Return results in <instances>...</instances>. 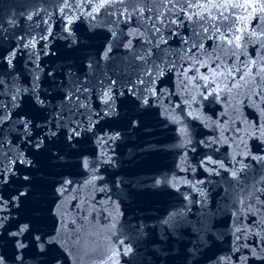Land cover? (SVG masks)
<instances>
[{"label": "water", "instance_id": "95a60500", "mask_svg": "<svg viewBox=\"0 0 264 264\" xmlns=\"http://www.w3.org/2000/svg\"><path fill=\"white\" fill-rule=\"evenodd\" d=\"M103 2L68 0L65 8L64 0H0V25L8 37L0 40V59L6 48L18 45L19 38L23 37L25 43L35 40V47L17 52L14 66L0 62V114L10 117L0 124L4 133L0 136V167L32 178L30 185L10 177L13 182L0 186L5 196L17 189L28 192L21 197L19 207L12 210L13 219L0 229V255L9 258L8 264H14V245L6 233L21 221L30 222L40 235L56 237V243L49 244L44 254L31 247L26 250V264H214L221 256L232 257L231 264H235L239 254L232 251V212L241 207L240 199L245 203L254 201V185L264 188V161L251 158L264 155V142L246 138L247 147L237 148L231 141L223 143L224 136L233 134L231 130L221 135L222 121H228L225 127L230 129L237 125L243 129L245 120L259 118L251 101L241 103L246 87L237 80L241 87L233 90L226 102H216L201 99L198 88L181 90L184 77L178 78L175 71H166L158 79L153 76L149 83L147 71L153 65L163 67L164 61L174 60L179 68L186 51L182 41L193 42L188 23L179 28L167 23L175 18L169 10L175 5L173 11L178 12L180 3L112 0L94 18L87 15L95 4ZM68 16L74 19L73 34L65 39ZM9 18L15 19L14 26L8 25ZM184 19L187 21L186 16ZM153 23L167 39L158 49L148 43L153 39ZM41 36L48 38L40 40ZM203 42L209 51L218 43ZM109 46L111 51L105 57ZM246 51L255 55L253 45H248ZM35 85L45 99L43 107L23 91ZM148 89L162 90L164 95L157 99ZM105 92L112 97L115 113L99 119L97 114L103 116L107 111ZM133 92L149 103L142 105ZM185 95L190 103V98L197 96L191 108L184 103ZM22 118L37 125L51 120L54 130L58 123L61 127L52 142L45 141L44 147L36 150L24 143L18 130ZM77 125L81 135L72 141L73 147L65 136L69 127ZM39 132V128H33V137ZM116 133L119 138L113 140ZM212 138L220 142L212 147L200 143ZM20 155L31 159L35 167L13 164ZM206 156L223 161L228 171L219 169V175L210 176L200 166ZM243 165L248 167L232 178L231 170ZM165 178L169 183L157 184ZM200 180L205 183L197 184ZM65 181L71 183L64 185L68 190L61 195L57 189ZM187 182L204 190L206 205L215 213L204 237L207 243L195 254L190 249L199 239L195 228L199 227L196 222L201 217L200 205L189 203L182 193H190L193 201L200 196ZM173 183L179 191L171 186ZM174 212L183 213V220L172 230L162 221ZM253 218L249 215L246 222ZM254 239L250 237L249 243ZM121 240L133 246L131 255L113 256L122 251Z\"/></svg>", "mask_w": 264, "mask_h": 264}, {"label": "snow or ice", "instance_id": "6c2138e0", "mask_svg": "<svg viewBox=\"0 0 264 264\" xmlns=\"http://www.w3.org/2000/svg\"><path fill=\"white\" fill-rule=\"evenodd\" d=\"M87 2V0H86ZM112 0H104L103 3L95 4L91 11L87 13L89 17L94 18V14L99 11L100 8L110 4ZM180 3L179 11L175 12V5L169 10L170 14L174 16V19L167 21L169 25L176 24L177 28L182 27L185 23H188L192 27V43L189 44V39H184L182 44L184 45L186 51L181 57L183 63H181L179 68H176L175 61H164L163 67L159 65H153V69L147 71L149 76V83H152V77L155 76L157 79L163 77L165 72L175 71L178 78L184 77L180 81L181 90L187 92L189 86L193 88L200 89L198 95L203 100H208L211 98L216 102L227 101L228 97L233 93V90L239 89L240 84L237 80L243 82V86L247 89V94L245 101L241 103H246L251 101L252 106L258 111V119L252 122L245 120L246 127L241 129L238 125L229 128L225 127L228 121L221 122L222 132L224 133L232 131L231 136H224L223 143L228 144L231 141L237 148L241 146L247 147L245 144L246 138H256L264 142V0H178ZM65 8H67L68 0H64ZM79 7V5H77ZM63 12V9L61 10ZM187 17V21L184 17ZM78 18V17H77ZM28 19L31 20L32 16L29 15ZM8 25L14 26L16 21L14 18H9L7 21ZM74 19L68 16L66 24L64 26V31L68 33L65 39L73 34L72 24ZM161 24H164V20H160ZM152 29L153 39L149 40L148 43L154 48H159L160 44H166L167 39L163 37L161 28L157 24L153 23ZM171 35H176L177 32H171ZM7 30L0 25V40L7 39ZM47 36H41L40 40H46ZM218 41L214 44L209 51L206 48L203 41ZM248 45H253L255 48V55H250L247 53L246 49ZM30 47H35V40L30 39L27 43L24 42L23 37L19 38V43L14 48H6L2 54V59L0 62L6 63L9 67L14 66L13 61L16 58L17 52L22 49H27ZM47 47V45H45ZM111 51V46L107 48L104 55L107 56L108 52ZM152 53V48L149 49V55ZM246 57L242 59L241 57ZM138 59L144 60L146 57L138 56ZM91 66V65H89ZM205 69V72H201L200 69ZM191 73V75H189ZM38 79V77H36ZM204 83H201V82ZM225 81H228L225 83ZM2 83V82H0ZM114 83V82H113ZM143 83V81H141ZM38 85H35L31 89H24L23 91L29 93L34 100V103L43 107L45 105V99H42L40 94L36 91ZM86 90V89H85ZM151 95L159 99L164 95L162 90L148 89ZM19 91L12 96V100L16 101ZM105 99L104 103L107 111L104 112L103 116L97 114L99 119H103L106 116L115 113V109L111 106L110 101L112 97L108 92L104 93ZM123 95V93H121ZM136 96V93H132ZM71 99V96L68 97ZM137 100L142 102V105H147L149 103L148 99H144L140 96H136ZM191 102L197 101V96H192ZM184 103L191 108L192 103L189 102V97L185 95ZM177 107H181L177 105ZM233 111H236L235 106ZM191 115V112H189ZM10 117L0 114V124H3L6 119ZM179 122V121H178ZM135 121L132 122L135 126ZM20 128L18 130L22 131V136L24 138V143L30 145L36 150H40L44 147L45 141L52 142L53 138L57 137L58 130L61 125L58 123L56 130L52 127L51 120L47 121L43 125L33 124L30 119H21L18 121ZM39 128L40 132L33 137L32 129ZM46 129V130H45ZM89 131L90 129H84ZM181 132L187 134L186 130L182 127ZM243 133V134H241ZM4 133L0 130V136ZM81 135V130L79 125L76 127H69L65 139L72 145V141ZM119 133H116L112 138L113 140L119 138ZM238 141V143H237ZM189 143L191 141H188ZM220 142L219 138H212L211 140H202L201 144L205 147H212V145ZM3 141L0 140V146H2ZM75 147V145H72ZM195 150V149H193ZM245 156L251 155L250 153H245ZM254 160L264 161V155L256 157L251 156ZM233 160L236 157L233 156ZM19 162L25 165L27 168L35 167L31 159H25L22 155L17 156L13 159L12 163L16 164ZM236 163H241L242 161H236ZM218 165V167H217ZM201 167H204L205 171L211 176L213 174L219 175V169H224L228 171L225 167L223 161L213 160L210 156H206L201 160ZM248 165H243L240 169L233 168L230 172L232 178H237L238 172H242L243 168H247ZM194 171V169H193ZM10 177H16L17 181H23L25 185L31 184V176L24 174L23 176H18L17 171L12 168L0 167V186H6L10 182ZM95 179V177H93ZM264 182V177L261 178ZM70 181H65L64 184L57 189L61 195L64 194L68 189L64 186L70 184ZM119 183V181H117ZM169 183L167 178L163 181H157V184ZM190 187L196 188L199 192L200 199L197 201L191 200V194H183L185 200L189 203H198L200 205L201 217L197 220V225L199 227L195 228V233L199 239L193 244L190 252L195 254L200 251L201 247L207 243L204 237L210 231L212 225L209 223L215 213H211L210 206L206 205L207 196L203 189L197 188V184H204V180L197 181V184H191L187 182ZM172 187H176L173 183ZM179 191V188L176 187ZM253 191L256 194L254 201H249L245 203L244 199L239 200L240 208H237L232 212V251L238 253L236 257L235 264H257L261 262L264 264V199L261 198L264 195V188L253 186ZM28 195V192L21 191L17 189L15 193L5 196L0 192V229H5V224L12 218V210L19 207L21 197ZM235 207V205H233ZM217 212L221 209L217 208ZM211 213V215L209 214ZM251 215L254 218L250 222L248 216ZM183 220V213L174 212L170 213L169 216L162 221V225H167L172 230L176 229L177 224ZM14 230H8L7 236L10 237L11 244L14 245V264H26L25 255L26 250L30 247L36 249L39 254H44L46 248L49 244L56 243V237H47L46 235L38 234L37 230L34 229L30 222L17 221L12 225ZM254 237L255 239L249 243V238ZM122 246L121 252H114L113 256L123 255L129 256L133 253V246L125 243L124 240L120 241ZM8 257L5 255H0V264H8ZM112 259V258H110ZM232 257L221 256L214 264H231ZM113 264H118V262L113 261Z\"/></svg>", "mask_w": 264, "mask_h": 264}]
</instances>
